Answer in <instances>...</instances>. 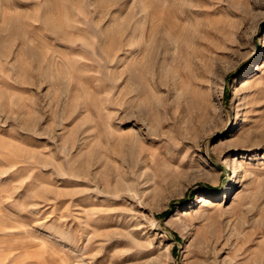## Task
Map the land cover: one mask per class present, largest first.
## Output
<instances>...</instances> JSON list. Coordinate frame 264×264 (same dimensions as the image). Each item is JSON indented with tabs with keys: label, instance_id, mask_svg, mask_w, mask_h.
<instances>
[{
	"label": "rangeland",
	"instance_id": "1",
	"mask_svg": "<svg viewBox=\"0 0 264 264\" xmlns=\"http://www.w3.org/2000/svg\"><path fill=\"white\" fill-rule=\"evenodd\" d=\"M0 264H264V0H0Z\"/></svg>",
	"mask_w": 264,
	"mask_h": 264
}]
</instances>
